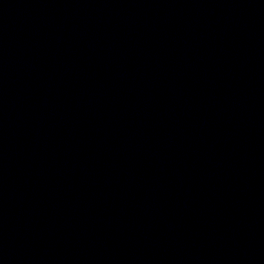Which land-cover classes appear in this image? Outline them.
<instances>
[{"label":"water","instance_id":"obj_1","mask_svg":"<svg viewBox=\"0 0 264 264\" xmlns=\"http://www.w3.org/2000/svg\"><path fill=\"white\" fill-rule=\"evenodd\" d=\"M0 264H264V0H0Z\"/></svg>","mask_w":264,"mask_h":264}]
</instances>
